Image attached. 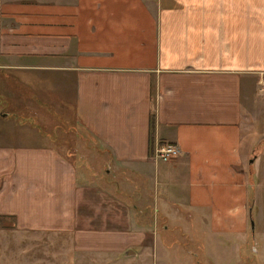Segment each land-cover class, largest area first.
Returning a JSON list of instances; mask_svg holds the SVG:
<instances>
[{"label":"crops","instance_id":"crops-1","mask_svg":"<svg viewBox=\"0 0 264 264\" xmlns=\"http://www.w3.org/2000/svg\"><path fill=\"white\" fill-rule=\"evenodd\" d=\"M263 73L264 0H0V98L40 119L69 108L90 160L80 178L23 118L18 140L0 143V213L19 228L110 232L117 249L155 231L148 216L190 213L240 242L253 160L242 121ZM160 142L179 154L156 159ZM35 195L54 219L23 208Z\"/></svg>","mask_w":264,"mask_h":264},{"label":"rangeland","instance_id":"rangeland-1","mask_svg":"<svg viewBox=\"0 0 264 264\" xmlns=\"http://www.w3.org/2000/svg\"><path fill=\"white\" fill-rule=\"evenodd\" d=\"M16 101L15 96L0 98V114L3 111L11 113L10 119L0 116V143L5 139L12 143L18 140L22 131L16 125L25 118V122L45 133L63 154L80 167L79 175L82 178L84 166L90 160L86 144L73 130L76 121L69 108V113L64 116L60 112L50 111L49 114L43 111L41 115L48 117L40 119V114L21 115L20 111L11 112L17 107ZM242 126L244 141L252 144L250 160H253L246 163L249 216L240 242H234L235 233L226 231L225 234L221 233L223 235L219 240L215 233L206 229L201 217L194 216V219L190 213H181L175 217L177 223L162 217L148 216L147 220L155 231L140 232L141 236L144 235L143 243L117 249L113 245L117 237H113L110 232L98 234L87 231L77 237L69 231L19 228L16 213L1 212L0 264H264V73L255 74L251 78ZM2 178L0 175V187ZM258 189L261 195L256 197ZM34 198L27 197L23 208L44 222L47 218L54 219L55 212L49 211L46 206L42 209L43 199L36 195ZM9 203L17 204L18 201L14 202L11 197ZM251 219L254 220V229ZM165 223L171 229L165 230ZM155 238L156 248H145Z\"/></svg>","mask_w":264,"mask_h":264},{"label":"built area","instance_id":"built-area-1","mask_svg":"<svg viewBox=\"0 0 264 264\" xmlns=\"http://www.w3.org/2000/svg\"><path fill=\"white\" fill-rule=\"evenodd\" d=\"M180 148L174 142H160L154 146V157L160 161H169L172 157L178 155Z\"/></svg>","mask_w":264,"mask_h":264},{"label":"water","instance_id":"water-1","mask_svg":"<svg viewBox=\"0 0 264 264\" xmlns=\"http://www.w3.org/2000/svg\"><path fill=\"white\" fill-rule=\"evenodd\" d=\"M251 226H252V229H254V220L253 219H251ZM130 252V251H129Z\"/></svg>","mask_w":264,"mask_h":264},{"label":"trees","instance_id":"trees-1","mask_svg":"<svg viewBox=\"0 0 264 264\" xmlns=\"http://www.w3.org/2000/svg\"><path fill=\"white\" fill-rule=\"evenodd\" d=\"M153 122H154V119L151 118V127H153Z\"/></svg>","mask_w":264,"mask_h":264}]
</instances>
